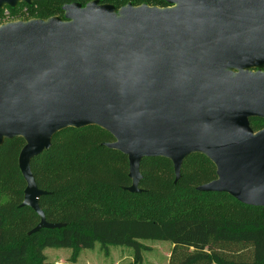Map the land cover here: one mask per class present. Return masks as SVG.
Segmentation results:
<instances>
[{
    "label": "water",
    "instance_id": "95a60500",
    "mask_svg": "<svg viewBox=\"0 0 264 264\" xmlns=\"http://www.w3.org/2000/svg\"><path fill=\"white\" fill-rule=\"evenodd\" d=\"M35 0H0V9ZM117 10L97 1L63 7L64 18L0 27V146L22 138V206L46 221L32 161L59 132L99 127L127 157L130 193L141 162L166 158L176 182L203 155L217 179L198 188L264 207V0H164Z\"/></svg>",
    "mask_w": 264,
    "mask_h": 264
},
{
    "label": "trees",
    "instance_id": "16d2710c",
    "mask_svg": "<svg viewBox=\"0 0 264 264\" xmlns=\"http://www.w3.org/2000/svg\"><path fill=\"white\" fill-rule=\"evenodd\" d=\"M97 1L117 10L128 4L166 8L164 0H35L7 10L19 22L64 18L63 7ZM264 70V69H263ZM254 132L264 120L253 118ZM113 136L99 127L69 128L56 134L48 151L35 158L31 171L46 192L40 208L56 229L32 231L40 217L22 206L26 182L18 166L25 141L6 140L0 146V264H49L47 248L81 250L99 244L133 250L142 262L143 241L172 244L168 264H264V207L245 206L223 193L199 187L217 179L216 167L203 155L183 162L176 182L166 158L141 162L139 193H130L127 157L110 149Z\"/></svg>",
    "mask_w": 264,
    "mask_h": 264
},
{
    "label": "rangeland",
    "instance_id": "374dc122",
    "mask_svg": "<svg viewBox=\"0 0 264 264\" xmlns=\"http://www.w3.org/2000/svg\"><path fill=\"white\" fill-rule=\"evenodd\" d=\"M18 22L16 20L3 23L1 26ZM252 72H264L253 69ZM143 245L149 248L142 252L141 264H168L172 244L164 241H143ZM72 249L47 248L43 255L45 262L49 264H138L134 261L132 249L122 246H110L107 251L96 244L93 249L81 250L77 253L76 261H72Z\"/></svg>",
    "mask_w": 264,
    "mask_h": 264
},
{
    "label": "built area",
    "instance_id": "2783aa9c",
    "mask_svg": "<svg viewBox=\"0 0 264 264\" xmlns=\"http://www.w3.org/2000/svg\"><path fill=\"white\" fill-rule=\"evenodd\" d=\"M14 20L18 21L17 19H13L12 16L10 15V13L7 10H4L3 17L0 18V25H2L3 23L14 21Z\"/></svg>",
    "mask_w": 264,
    "mask_h": 264
}]
</instances>
